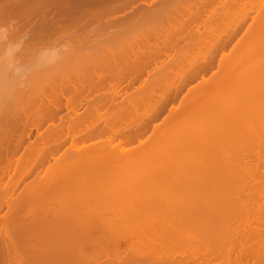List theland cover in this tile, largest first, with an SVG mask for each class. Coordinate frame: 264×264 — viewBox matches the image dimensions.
Masks as SVG:
<instances>
[{
	"label": "bare ground",
	"instance_id": "6f19581e",
	"mask_svg": "<svg viewBox=\"0 0 264 264\" xmlns=\"http://www.w3.org/2000/svg\"><path fill=\"white\" fill-rule=\"evenodd\" d=\"M25 1L28 0H0V22L9 20L8 23H10V19L12 20L16 17V22L13 23V25L10 24L11 26L8 25V28L11 29L12 27L11 32L15 38L21 37L19 34L25 28L29 29L30 26V23H28L29 20L25 23V20L20 18L21 20L19 21H21V23L22 19L24 21L22 25H24V23L26 25H20V28H18L17 26L20 23L17 22V18H19L17 15L23 13L30 16L33 12V18L27 15L31 22L34 16L40 11L41 13L43 11H36L38 10L36 8V10H33L34 8L24 9V5L27 3ZM35 1L37 2L38 0ZM183 1L185 2V0ZM261 1L260 10L254 11L256 16L252 18V22L242 35V39L245 38L246 40L245 43L238 40L239 43L243 42V46L240 44L241 47L236 43L239 47V55H236V51H233L236 46L234 45L232 47L233 50L231 49L233 54L230 53L228 57L223 55V59L221 58L223 64L221 60H219V72H215L208 80L204 79V68L205 70L207 68L205 63L207 62L208 69L211 64L208 59L213 60V63H215L214 61L216 59L212 58L218 54V50H221V47H223L224 51V47L232 42L236 32L239 31L237 29L239 27L242 28V26L247 23L246 20L250 17H246L249 14L246 13V10L244 11L243 20L239 22L240 24L237 28L235 26L234 29L228 31L227 37L224 35L225 38L222 39L223 36L220 37L219 35L218 37L220 38H214L216 39L214 42L218 40L215 45L221 40L224 44H222L221 41L220 43L222 46L218 44L219 46H217L219 49L217 48L218 50L215 51L212 47L214 54L211 53L210 56L213 57L208 58L206 54L207 60H205V63L203 61V66L205 67H201L203 72H201L200 68H197V71L193 70V73L189 70L191 76L194 74L192 78L194 77L195 79L200 77L201 81L197 83L198 85L195 87L187 89L186 97L184 96L176 106L174 105L176 97H179L178 95L183 93L182 90L185 91L186 89L183 88V85L185 87L187 84L185 80L188 79V73L186 74L187 76L185 73H181L180 76L177 74L180 78L178 79L179 82L175 81L177 83L175 88L174 84L176 83L172 81L171 84L169 83V86L167 81V85L162 86L161 89L157 88L159 90L156 94L157 85L155 86V81L157 82V80L162 79V81H164V77L169 73L166 74L168 68H165L166 70L164 69L166 72L161 71L162 69H157V71L154 69L156 73L153 74L150 80L148 79V82L145 79L146 82L143 87H138L136 90L133 89L130 95L125 93L122 96L119 95L120 91L118 92V89H112L110 93L107 92V95L105 94L106 92L104 93L105 95H102L103 89H99L101 92L98 91V87H102V84L105 80H109V76L111 75L108 76L104 73V76L103 73L100 74L101 76L103 75L102 77H107V79L103 78V81H101L102 77L98 76L99 74L96 73V71L92 69L80 70L76 68L79 67V65L71 66L70 70L68 69L70 66H65L67 67L66 71L60 72L62 67H60V63V70H58V68L57 70L59 72L57 73L51 71L52 69H46L47 66L43 69L44 64L48 65V63H42L41 59H39L41 61H37V64L35 63V67H37L38 70V67L41 65L40 69H43V71L37 72L36 69L35 73L31 71V76L35 79L31 78L33 81H30L29 84H27V81L26 85L18 87V83H20L18 79L12 76V78L10 77L12 80H8L9 77L7 79L6 73L11 67V61L19 62V64L22 63L23 59L29 55V52L36 50L32 49L35 45L37 47L38 42L41 44L42 41L43 44L46 39L50 42L53 41L52 38L54 37H58V39L62 41L65 39L62 34L67 30L64 29L70 27L69 30H71L73 24L68 20L65 21L66 18L65 20L62 19V17L64 18V12L61 14L62 16L58 15V17L55 18V22L52 21L50 24H48V22H43L42 24L32 25V30L36 27L33 31L39 28L37 30L38 33H36V31L35 38L34 36H30L32 38H29L27 41H21V39L19 43L22 42V46H19L20 43L16 44L18 48L16 45L12 47L11 44H14L15 41L10 43L9 47H6L7 44L4 45V47H6V49L9 48L10 51L15 47L13 51H16V53L11 57H6L5 55L2 57L0 55L1 58L8 59H6L7 63L11 59L8 65H3L0 68V100L3 102H0V108L4 104L0 112V213L4 208L7 209L6 216H0V264H264V149L260 150V148H264V1ZM30 2L32 1H28V3ZM41 2L42 0L38 1L39 4ZM62 2L64 3L63 0ZM23 3L24 5L22 6ZM43 4H45V2H43ZM97 4L98 3H96V5ZM213 4L211 6H213ZM258 4L256 3L257 7ZM225 7L223 9H226ZM72 9L70 10L72 11ZM83 9L85 12L86 9ZM101 9L104 8L101 7ZM81 10L79 11L81 12ZM68 11L69 10L65 13ZM224 12H226V10ZM69 13L71 14V12ZM70 14L67 16L70 17ZM81 14H83V12L80 13V15ZM88 14L89 13H85L84 15ZM139 14L141 16L143 12ZM158 14L159 13H157V15ZM97 15L99 14L97 13ZM145 15H143V17H147V12ZM162 15L163 13L161 16ZM168 15L170 14L168 13ZM200 15L201 14H199V16ZM215 15L212 17L217 19ZM93 16L94 14L91 17ZM140 16H138L139 19ZM164 16H166V14ZM23 17L28 19L25 15ZM77 17L79 18L80 16ZM58 18L60 21L57 22ZM194 18H196V14ZM209 18L210 17H208V19ZM120 19L123 18L121 17ZM64 21L67 23H64ZM74 21L75 20L72 22L76 27L77 20L76 22ZM118 22L120 23V21ZM32 23L33 22H31V24ZM212 23V28L216 27L217 23L215 25L214 22ZM161 24H163V22ZM125 26L127 28L126 24ZM140 26L142 27L141 24ZM152 26L154 25L152 24ZM81 27H79V29L85 28H83V25H81ZM124 28V26L123 28L121 26V30ZM170 29L171 28H169V30ZM137 30H139V28H137ZM28 31L29 33L32 32L31 30ZM8 32L11 33L10 30H7V33ZM98 32L100 31H97V33ZM70 33L76 35L75 30ZM86 34L89 35V33ZM119 34L120 32L118 31V35ZM128 34L127 31V36ZM147 34H149V32ZM196 34H198V32ZM12 35L10 34V37ZM22 35L24 34L22 33ZM87 35L84 36L88 37ZM201 35L203 36V34ZM192 36L193 34H191L190 38H192ZM134 37L136 38V36ZM246 37H248V39H246ZM58 39L55 41L58 42ZM68 39H70V37ZM191 40L195 41L193 39H188L189 42ZM168 41L167 39V42ZM46 42L48 43V41ZM121 42L123 45L126 43L125 40ZM134 42L136 43L138 41ZM134 42L132 43L135 44ZM214 42L212 41V43H210L213 45ZM78 43H81V40ZM132 43L127 42V46L131 47ZM52 44H54V41ZM52 44L50 43V46H53ZM1 45L0 47H2ZM81 45L79 44V47L83 49ZM59 46L61 45L58 43V47ZM68 47L69 46H67L65 50H67ZM16 48L17 50H15ZM182 48L185 49L184 47ZM52 50L54 51V48ZM118 50L116 52H118ZM148 51L150 50L148 49ZM148 51L147 54L146 52L142 54H145V56L138 55V57H136L137 55L134 54L135 57L131 56L130 58L128 55V57H124L123 55L121 57L120 55L122 53L119 54V52V55L115 54L118 56L114 55L116 52H112V56L108 55L109 57L106 53L105 57L97 60L92 59L88 56L89 54L86 55L88 57H84L87 52L83 53L81 56L77 55V58L74 54L73 57H75L77 61L80 60V58L84 61H86L87 58L90 59V61L92 59L93 64L90 65V67H94L93 69L95 70H97V67H100L99 64L105 63L104 65H106L108 63L109 65L111 61L113 62L112 69H114V65L116 64L114 62H119L117 61L118 57H121L122 60L124 58L127 61L128 58L129 61L131 58H135L134 61L131 62L139 63L140 61V65L143 63L145 66V62H143L145 58L147 57L146 59H148L149 54H154L155 52L152 50L151 53H148ZM121 52L124 51L122 50ZM78 53L80 54V51ZM78 53L76 52V54ZM260 53L261 55H259ZM42 54L45 53L42 52ZM173 55L175 56L174 53ZM44 57L49 59L51 56L48 57L44 55ZM155 57L153 56V59ZM186 57L188 56L186 55ZM51 58L54 59L53 57ZM3 59L2 61L0 60L1 63L6 62L3 61ZM56 60L62 63L64 59L61 58V60ZM250 60L253 61V64L250 63ZM247 61L252 66L245 68L246 66L243 67V65L248 64ZM14 62L13 65H15ZM55 62L56 64H52L53 66L58 65V62L54 60V63ZM74 62L75 64L77 63L75 60ZM64 63L66 64L67 61ZM135 63L134 65H136ZM212 65L210 66L211 68H213ZM222 65H226L228 67L227 69L235 67L237 70L236 72L235 70L226 71L227 73L224 71L222 72ZM125 66L123 65V67ZM144 66L140 67L142 68ZM26 67H28V63ZM102 67L101 70L103 69ZM173 67L174 66H172V68ZM56 68L57 67H55L54 71H57ZM11 69H13V67ZM110 69L111 68H109V70ZM123 71H125V69ZM116 72L117 71H115V73ZM118 72L116 74H118ZM121 72L122 69L119 74H122ZM22 73L23 72H21V74ZM21 74L19 76L17 75L16 78L21 77ZM118 75L115 76V78L120 76ZM95 76L101 78H97L101 81V83H98L99 81L97 80V83L100 85L95 84ZM134 76L136 75L134 74ZM150 76L151 75H149V77ZM22 77L24 78L25 76ZM88 79L93 80L91 81V86L93 84L95 87H89V83L88 86L87 82L90 81ZM135 80L137 81V79ZM124 81L125 80H122V83ZM136 81L134 82L136 83ZM11 82H14L15 86H13ZM84 83L89 88L94 87L92 91L90 89L92 94L96 93V95H98L101 93V96L98 95L99 98L98 96H95V98L92 97L94 100L92 99V101L89 100L90 102H87L91 104L87 106L88 108L86 111L80 113L84 107L81 105L82 102L84 103V100H86L88 96H92V94H88L85 96L86 99H82L80 102V107L82 109L80 112H77L79 109V103L77 102L80 101L81 96L86 94L88 88L85 86L86 89L83 88V92V89H81L82 87H78V85H84ZM122 83L120 86H122ZM16 85L18 88H16ZM230 85L231 87H229ZM96 89L99 93L96 92ZM66 91H68V99L65 100L67 113L65 117H62L63 119L59 118L60 123L55 125L59 117L58 114H60L59 112L62 106L64 107V99L67 96H64V92ZM93 91L95 92L93 93ZM209 103L210 111L216 108L215 111L208 112L209 108H206V106H208ZM211 103L215 105L214 108L211 107ZM204 104H206V106L202 107L201 105ZM168 106H171L168 110V115L161 123L154 125L151 129V135L148 136L146 140L142 139V141L141 138L145 136L147 131H150L153 122L160 117V114L162 115V110L167 109ZM140 107L144 108V110L139 112L138 108ZM104 108L106 109L104 110ZM200 108L207 109V113L202 114L203 112H201L202 109ZM205 109L203 111H205ZM198 116H201L199 118L202 119L196 118ZM54 120L56 121L54 122ZM41 123L48 124L47 128L44 130L45 132L39 134V128L43 129V124L40 125ZM32 127L33 130L35 129L38 131L36 140L32 143L27 142L29 144L28 146L26 145L21 157L14 159L18 157L15 156L16 152L18 151L17 154H19L22 146L25 145L24 142L26 139H24V136L29 133L27 129H31ZM135 142L138 143L136 148H139V150L135 147L125 149L129 147L128 145H132V143L134 144ZM65 144L67 147L62 151V147L65 146ZM50 159L53 160L52 164L49 162ZM252 160H256L257 162L254 163ZM151 165H158V167H151ZM195 165H200V167H195ZM201 165L205 167H201ZM44 167H46V173L43 177H40L39 173ZM11 172L13 174L12 176H10ZM131 172L141 173L146 179L143 182L137 181V183L133 180L131 181V179L127 180L125 177H119V175L123 173L128 174ZM58 173H62V177H65L67 174L69 180L73 179L74 176L76 177L77 174H81L82 178L80 182V176L76 180L80 184H77V182L75 184H65L64 181H67L65 178H63V182L57 184V186H63L64 188L67 186L69 188L71 187L72 190L77 189L76 198L62 200L60 202L61 207H59V212L55 210L53 212L39 211L46 197L45 194H40V190L45 186V191L47 187L54 188V186H56L55 181L62 179L61 175H58ZM95 176H97V178L93 182ZM135 176H133L134 180ZM31 178L32 180L28 182L27 180ZM136 180H141V178ZM21 187L23 188L20 190ZM31 205L32 207L35 205L38 209L36 211L28 209ZM118 210H122L123 215L121 214L122 216L117 219L115 212L117 215ZM22 212H25V214L19 216ZM103 259H105V261H103Z\"/></svg>",
	"mask_w": 264,
	"mask_h": 264
},
{
	"label": "rangeland",
	"instance_id": "374dc122",
	"mask_svg": "<svg viewBox=\"0 0 264 264\" xmlns=\"http://www.w3.org/2000/svg\"><path fill=\"white\" fill-rule=\"evenodd\" d=\"M19 1V0H18ZM28 1H32V2H30V3H28ZM28 1H25V2H27L25 5H24V3L22 4V6L24 5V9L26 8H28V9H32V8H34L33 10H36V9H38V10H36V11H39V10H43L42 11V13H41V11L36 15V16H34V19L33 20H31V22H33L32 24H31V22H30V18L29 17H32L33 18V12H32V15L30 14V16L29 17H27V15L26 14H23V13H21L23 16L25 15V17H27L28 19H26V18H24L21 14H19V15H17V16H19V18H17L18 20H17V22H19L20 24L17 26L18 28H20L19 26L21 25V26H25L26 24V22H28V20H29V22L28 23H30V26H29V29H27V28H25L19 35H21V37H16L15 38V36L14 35H12V32H11V29H12V27H11V29L10 28H8V25H10V24H12L13 25V23H15L16 22V17H14V19H15V21H14V19H10V23H8L9 22V20H7L6 22L4 21H1L0 22V45L2 46V47H0V55L2 56V57H4L3 55H5L6 57H11V56H14V54L16 53V51H13L14 50V48H13V50L12 51H10V49L8 48V49H6V47H9V44L10 43H12L13 41H15L14 42V44L12 45L11 44V46L13 47L14 45H16V44H20L19 46H22V42H20L19 43V41L21 40V41H27L29 38H32L33 36H34V38H35V34L36 33H38V29L39 28H37L35 31H33L31 28H32V25H37V24H42L43 22L44 23H46V22H48V24H50V23H52V21H56V17H58V15H61V14H63V12H64V18L62 17V19H64L65 20V18H66V20L65 21H70L73 25H72V27L73 28H71V30H69L70 29V27H68V29L66 28V29H64V30H67V31H64V34H62V36H64V42L62 41V40H59L58 39V37L56 38V37H54V38H52L53 39V41H54V44H52L53 43V41H50L49 42V40H47L46 39V41H48V43H49V45H48V43L46 42V41H44V43H47V44H42V41H41V44H39V42H38V44H37V47H36V45H35V47L32 49V50H34V49H36V50H34L33 52H34V55H33V52H29V57L28 56H26L25 57V59H23V62L22 63H20L19 64V62H14V64L15 65H13V62L11 61V59L8 61V63L10 62L11 64H10V69H9V71L6 73V76H7V79H8V77H9V79L8 80H10L11 78H12V76L15 78V79H18V82H20V83H18L17 85H18V87H23L24 85H26V83H27V81H28V83L27 84H29L30 83V81L32 82L33 80V78L34 77H32L31 76V71H32V73L34 72H36L35 71V69L37 70V67H35L36 66V64H37V61L39 62V61H41L42 60V63H48V65H45L44 64V66H43V69H45V67H46V69H49V70H51V71H53V72H59L58 70H60V68H59V63H60V67H61V70H60V72H63V71H66V69H67V67L68 66H70L68 69L70 70V68H71V66H78L79 65V67H76V68H79L80 70H87V69H92L93 71H96V73H98L99 75L98 76H101L100 74H102L103 73V75H104V73L105 74H107L108 76L109 75H111V76H113V77H111V76H109V80H105V79H107V77L105 78V77H102V80L101 81H103V78H105L104 80H105V82L102 84V87H98V91H99V89H103V94L102 95H107V92L108 93H110L111 91H112V89H118V92H119V95H123V94H125V93H127V95L129 94H131L132 92H133V89H135L136 90V88H140V87H143L145 84V82H146V80H147V82H148V79L150 80V78L153 76V74L154 73H156L155 72V70L154 69H156V71H157V69H162L161 71H165L167 68H168V70H166L165 72H166V76L164 77V81H162V80H157V82L155 81V86L157 85V86H159V87H157L156 86V89L157 88H160L161 89V87L162 86H165V85H167L166 83H167V81H168V85L170 86V84L172 83V81H173V83H176L175 81H177V82H179L178 81V79L180 78V77H178L177 76V74H179V76H180V74L181 73H185V75L188 73V79H186L185 80V82L187 83L186 85H185V87H184V85H183V88L185 89V91H183L182 90V94H180V95H178L179 97H176V99H175V106L178 104V102L180 101V100H182V98L185 96L186 97V94H187V89H189V88H192V87H195L196 85H198L197 83H200V81H201V79H200V77H198V78H195L194 79V77L192 78V76L194 75H192L191 76V74H190V72H189V70H191L192 72L191 73H193L194 71L193 70H196L197 68H200V70H201V67L203 66V61H204V63L206 62L205 60H207V57L209 58H211V57H213V56H210V54L211 53H213L214 54V51L215 50H218L219 48H218V46L219 45H221L222 46V44H224V42L222 41V44L220 43L221 41H219L218 42V46L217 45H215L216 44V42L218 41H216V42H214V40H216L217 38H220V37H222V39H224L225 37H227V33H228V31L230 30V29H234L235 28V26H236V28H237V26L240 24L239 22L241 21V20H243V17H244V11L246 10L247 12L246 13H249L246 17L247 18H249L248 20H246V22L247 23H245L243 26H242V28H238L237 30H239L238 32H236V34H235V36L233 37V39H232V42H230L229 44H228V46H225L224 47V51H223V47H221L220 49L221 50H218V54H216L215 55V57L214 58H212V59H216L214 62L215 63H213V60H211V59H208V60H210V65H209V69H208V66H207V62L205 63L206 65V70H205V68H204V71L205 72H203V69L201 70V72H203V74H204V79L206 80H208V79H210V77L215 73V72H217L218 71V64H220V62H219V60H221V58H222V56L224 55V56H226V57H228V55H230V53L231 54H233V52H231L233 49H232V47L234 46V45H236V43H238V46H240V44L243 46V42L245 43V38H243L242 39V35L245 33V31H246V28L250 25V23L252 22V18L254 17V16H256V13H254V11L255 10H260V6H261V3L260 2H262L261 0H217V1H215V0H212V1H208V0H185V2L183 1V0H164V1H162V0H147V2H146V0H141V1H139V0H129V2H128V0L127 1H125V0H63L64 1V3L62 2V0H42V2L39 4L38 3V1L36 2L35 0H28ZM36 3H35V2ZM59 1H61V2H59ZM97 1V2H96ZM99 1V2H98ZM101 1V2H100ZM130 1H131V3H130ZM176 1V2H175ZM178 1H179V3H178ZM181 1V2H180ZM190 1V2H189ZM195 1H197V2H195ZM201 3H200V2ZM204 1V2H203ZM264 1V0H263ZM43 2H45V4H43ZM50 2V3H49ZM98 3L97 5H96V3ZM117 2V3H116ZM126 2H127V4H126ZM138 2V3H137ZM145 2V3H144ZM157 2V3H156ZM168 2V3H167ZM174 2V3H173ZM223 2V3H222ZM258 2H259V4H258ZM61 3V4H60ZM74 3V4H73ZM94 3V4H93ZM125 3V4H124ZM177 3V4H176ZM203 3V4H202ZM214 3V4H213ZM222 3V4H221ZM256 3L258 4V7L256 6ZM69 4V5H68ZM124 4V5H123ZM130 4V5H129ZM146 4V5H145ZM150 4V5H149ZM195 6H194V5ZM198 4H199V6H198ZM213 4V6H211ZM28 5H30V6H28ZM76 5V6H75ZM79 5V6H78ZM91 5H93V6H91ZM123 5V6H122ZM144 5V6H143ZM183 5V6H182ZM201 5H203V6H201ZM221 5H224V6H221ZM231 5H232V7H231ZM235 5V6H234ZM248 5V6H247ZM73 6V7H72ZM82 6V7H81ZM103 7L104 9H101V7ZM143 6V7H142ZM176 6V7H175ZM191 6V7H190ZM202 8H201V7ZM226 6V7H225ZM247 6V7H246ZM254 6V7H253ZM21 7V6H20ZM100 7V8H99ZM135 7H136V10H135ZM141 7H142V9H141ZM196 7V8H195ZM199 7V8H198ZM215 7V8H214ZM226 8V9H223V8ZM230 9H229V8ZM246 7V8H245ZM253 7V8H252ZM36 8V9H35ZM73 8V9H72ZM83 8H85L86 10H85V12H84V9ZM160 10H159V9ZM174 8H175V10H174ZM181 8H183V9H181ZM189 8H190V10H189ZM245 8V9H244ZM70 9H72V11L70 10ZM82 9V10H81ZM95 9V10H94ZM132 9V10H131ZM158 9V10H157ZM165 9V10H164ZM172 9V10H171ZM195 9H197V10H195ZM203 10V12H202V10ZM216 9H219V10H216ZM221 9V10H220ZM228 9V10H227ZM45 10V11H44ZM64 10V11H63ZM67 10H69L67 13H65ZM79 10H81V12L79 11ZM93 10V11H92ZM100 10V11H99ZM127 10V11H126ZM143 10H145L146 12H147V17H145L146 15V12L145 11H143ZM171 10V11H170ZM182 10V11H181ZM186 10H188V11H186ZM194 10H195V12H194ZM205 10V11H204ZM226 10V12H224V11ZM242 10H243V12H242ZM73 11H75V12H73ZM77 11V12H76ZM87 11H89V12H87ZM93 13H92V12ZM97 11V12H96ZM111 11H112V13H111ZM117 13H116V12ZM138 11V12H137ZM154 11V12H153ZM169 11V12H168ZM176 11V12H175ZM230 11V12H229ZM45 12V13H44ZM50 12V13H49ZM69 12H71V14L69 13ZM83 12V14H81L80 15V13H82ZM100 12H103V13H100ZM131 12V13H130ZM143 12V15H145L144 17H143V15H141L140 16V14L139 13H142ZM166 12V13H165ZM197 12V13H196ZM207 12V13H206ZM209 12V13H208ZM222 12V13H221ZM227 12H229V13H227ZM236 12V13H235ZM256 12V11H255ZM44 13V14H43ZM75 13V14H74ZM87 14V13H91L90 14V17H89V14L88 15H84V14ZM97 13L99 14V15H97ZM111 15H110V14ZM145 13V14H144ZM157 13H159L160 14V16H159V14L157 15ZM163 13V15L161 16V14ZM168 13L171 15V13H172V15L170 16V15H168ZM179 13V14H178ZM182 13V14H181ZM196 14V18H194L195 17V14ZM201 14L200 16H201V18H200V16H199V14ZM213 13V14H212ZM226 13V14H225ZM36 14V13H35ZM49 14V15H48ZM70 14V17L69 16H67V15H69ZM74 14V15H73ZM78 14V15H77ZM94 14V16L93 17H91L92 15ZM100 14H101V16H100ZM130 14V15H129ZM139 14V15H138ZM166 14V16H164ZM194 15V16H192V15ZM206 14V15H205ZM212 14V15H211ZM216 14V15H215ZM223 14V15H222ZM136 15V16H135ZM151 15V16H150ZM153 15V16H152ZM179 15V16H178ZM216 16V18L217 19H215V17H212V16ZM243 15V16H242ZM62 16V15H61ZM66 16V17H65ZM77 16H80L79 18L77 17ZM81 16H82V18H81ZM86 16V17H85ZM87 16H88V18H87ZM133 16H134V18H133ZM138 16H140V19H139V17ZM150 16V17H149ZM155 16H157V17H155ZM173 16V17H172ZM199 16V17H198ZM203 16V17H202ZM84 17V18H83ZM101 17V18H100ZM123 18V19H120V18ZM124 17H125V19H124ZM132 17V18H131ZM149 17V18H148ZM183 17V18H182ZM208 17H210L209 19H208ZM238 17H239V19H238ZM242 17V18H241ZM20 18H23L24 20H25V23H24V25H22V23L24 22L23 21V19H22V23H21V21H19V20H21ZM61 18V17H60ZM78 18V19H77ZM81 18V19H80ZM93 18V19H92ZM96 18V19H95ZM114 18V19H113ZM117 18H118V20H117ZM163 18V19H162ZM169 18V19H168ZM176 18V19H175ZM187 18V19H186ZM55 19V20H54ZM92 19V20H91ZM95 19V20H94ZM110 19V20H109ZM151 19V20H150ZM203 19H204V21H203ZM208 19V20H207ZM235 19V20H234ZM27 20V21H26ZM46 20V21H45ZM73 20H75L74 22H76V20H77V22H76V27L74 26V23L72 22ZM97 20V21H96ZM116 20V21H115ZM124 20H125V22H124ZM129 20H130V22H129ZM133 20H135V21H133ZM154 20H156V21H154ZM188 22H187V21ZM189 20H190V22H189ZM193 20V21H192ZM219 20H220V22H219ZM231 20V21H230ZM58 21H60L59 20V18H58V20H57V22ZM64 21V23H67V22H65ZM108 21H110V22H108ZM118 21H120V23L118 22ZM163 22V24H161V23H158V22ZM185 21V22H184ZM207 21V22H206ZM209 21V22H208ZM218 21V22H217ZM227 21V22H226ZM230 21V22H229ZM3 22V23H2ZM142 22V23H141ZM156 24H155V23ZM168 22V23H167ZM173 22V23H172ZM205 22V23H204ZM212 22H214V25L216 24V27H213L212 28ZM226 22V23H225ZM3 25H2V24ZM27 23V24H28ZM102 23V24H101ZM104 23V24H103ZM124 25H123V24ZM137 23V24H136ZM186 23V24H185ZM193 23V24H192ZM212 23V24H211ZM68 24H70V23H68ZM79 24V25H78ZM117 24V25H116ZM118 24H119V26H118ZM125 24L127 25V28H126V26H125ZM129 24V25H128ZM131 24V25H130ZM140 24L142 25V27L140 26ZM152 24L154 25V26H152ZM188 24H190V25H188ZM228 24V25H227ZM5 25V26H4ZM45 25V24H44ZM81 25H83V28L85 27V26H87V27H85L84 29H79V27H81ZM101 25V26H100ZM133 25V26H132ZM145 25V26H144ZM180 25V26H179ZM195 25V26H194ZM203 25V26H202ZM5 28H4V27ZM11 26V25H10ZM106 26H107V28H106ZM121 26H122V28H123V26L125 27L123 30H121ZM136 26H137V28H139V30H137V28H136ZM149 26V27H148ZM169 26V27H168ZM175 26V27H174ZM228 26V27H227ZM92 27V28H91ZM94 27V28H93ZM129 27V28H128ZM130 27H132V28H130ZM154 27V28H153ZM166 27V28H165ZM174 27V28H173ZM176 27H178V28H176ZM193 27V28H192ZM200 27V28H199ZM205 27V28H204ZM209 27V28H208ZM5 30H4V29ZM6 28H8V29H6ZM23 28V27H22ZM21 28V29H22ZM75 28V29H74ZM82 28V27H81ZM105 28V29H104ZM141 28V29H140ZM142 28H143V30H142ZM169 28H171L170 30H169ZM219 28V29H218ZM223 28V29H222ZM21 29H19V30H21ZM42 29V28H41ZM107 29H108V31H107ZM118 29V30H117ZM147 29V30H146ZM214 29V30H213ZM7 30L9 31L10 30V32L11 33H7ZM28 30H31L30 32L31 33H29V31ZM69 30V31H68ZM76 31V35L75 34H71L70 32H72V31ZM79 30H81V31H79ZM83 30H85V31H88V32H85V31H83ZM90 30V31H89ZM104 30V31H103ZM106 30V31H105ZM142 30V31H141ZM169 30V31H168ZM172 30H173V32H172ZM4 31H5V33H4ZM25 31H27V32H25ZM37 31V32H36ZM39 31H41V30H39ZM78 31V32H77ZM93 31V32H92ZM97 31H100V32H98L97 33ZM103 31V32H102ZM111 31V32H110ZM118 31L120 32V34L118 35ZM121 31H122V33H121ZM125 31H126V33H125ZM127 31H128V36H127ZM131 31V32H130ZM145 31V32H144ZM149 32V34H150V36H149V34H147L148 32ZM154 31V32H153ZM185 31V32H184ZM220 31V32H219ZM36 32V33H35ZM66 32V33H65ZM85 32V33H84ZM91 32V33H90ZM104 32H106V33H104ZM123 32H124V34H123ZM137 32V33H136ZM175 32V33H174ZM177 32V33H176ZM189 32V33H188ZM191 32V33H190ZM198 32V34H196ZM203 32V33H202ZM242 32V33H241ZM22 33L24 34V35H22ZM27 33V34H26ZM32 33H33V35H32ZM86 33H89V35H87ZM94 33V34H93ZM97 33V34H96ZM133 33V34H132ZM135 33H136V35H135ZM147 35H146V34ZM155 33V34H154ZM172 33H174V34H172ZM205 33H206V36H205ZM209 33H212V34H209ZM223 33V34H222ZM9 34V35H8ZM10 34L12 35L11 37H10ZM91 34H93V35H91ZM100 34V35H99ZM109 34H110V36H109ZM132 34V35H131ZM158 34V35H157ZM167 34V35H166ZM191 34H193V36H192V38H190V36H191ZM201 34H203V36L201 35ZM3 35V36H2ZM69 35V36H68ZM83 35V36H82ZM84 35H87L88 37H86V36H84ZM98 37H97V36ZM104 37H103V36ZM108 35V36H107ZM121 35V36H120ZM131 35V36H130ZM139 35V36H138ZM145 35V36H144ZM169 35V36H168ZM220 35V37H218ZM224 35H226L225 37H224ZM1 36H2V38H1ZM8 36V37H7ZM26 36V37H25ZM28 36V37H27ZM30 36H32V37H30ZM61 36V35H60ZM66 36V37H65ZM68 36V37H67ZM126 36V37H125ZM134 36H136V38L134 37ZM140 36H141V38H140ZM149 36V37H148ZM210 36H213V37H210ZM216 36V37H215ZM249 36V35H248ZM6 37H7V40H6ZM14 39H13V38ZM70 37V39H68ZM108 37V38H107ZM112 37V38H111ZM131 37V38H130ZM134 37V38H133ZM148 37V38H147ZM158 37V38H157ZM189 37V38H188ZM207 37H208V39H207ZM241 37V38H240ZM8 38H9V41H8ZM50 38V37H49ZM74 38V39H73ZM82 38V39H81ZM104 38V39H103ZM114 38V39H113ZM126 38V39H125ZM145 38H146V40H145ZM151 38V39H150ZM156 38V39H155ZM175 38V39H174ZM195 38V39H194ZM213 38V39H212ZM214 38H216V39H214ZM237 38V39H236ZM13 39V40H12ZM51 39V38H50ZM51 39V40H52ZM58 39V42H56L55 40H57ZM78 41V42H80V40H81V43H78L76 40ZM100 39V40H99ZM109 39V40H108ZM136 39V40H135ZM149 39V40H148ZM155 39V40H154ZM167 39L169 40L168 42H167ZM188 39L190 40V39H193V40H195V41H188ZM246 39H248V37H246ZM4 41V42H2V41ZM69 40V41H68ZM87 40V41H86ZM122 40H125V44L123 45V43H124V41H123V43L121 42ZM140 40V41H139ZM183 40V41H182ZM198 40V41H197ZM202 40V41H201ZM206 40V41H205ZM220 40V39H219ZM234 40V41H233ZM243 41V42H240L239 43V41ZM8 41V42H7ZM18 41V42H17ZM67 41V42H66ZM73 41H75V42H73ZM88 41H90V42H88ZM111 41V42H110ZM116 41V42H115ZM134 41H138V42H140V43H138V42H134ZM174 41V42H173ZM175 41H177V42H175ZM180 41V42H179ZM187 41H188V43H187ZM212 41L214 42L213 43V45L211 44L212 43ZM7 42V43H6ZM84 42H86V43H84ZM101 42V43H100ZM106 42V43H105ZM114 42V43H113ZM120 42V43H119ZM127 42H129V43H132V42H134L135 44H131L132 46L131 47H129V46H127ZM144 42V43H143ZM150 42V43H149ZM159 42V43H158ZM171 42V43H170ZM206 42H207V44H206ZM211 42V43H210ZM50 43L53 45V46H50ZM58 43H59V45H61V46H59L58 47ZM71 43V44H70ZM75 43V44H74ZM78 43V44H77ZM90 43V44H89ZM110 43V44H109ZM141 43H142V45H141ZM145 43H146V45H145ZM176 43V44H175ZM187 43V44H186ZM193 43V44H192ZM7 44V45H6ZM77 44V45H76ZM79 44L81 45V44H85V45H81V46H83V49H82V47H79ZM99 44V45H98ZM107 44V45H106ZM121 46H120V45ZM137 44H138V46H137ZM172 44V45H171ZM173 44H175V45H173ZM178 44V45H177ZM190 44V45H189ZM211 44V45H210ZM4 45H6V47H4ZM73 45V46H72ZM76 45V46H75ZM108 45H109V47H108ZM112 45V46H111ZM129 45V44H128ZM134 45H136V46H134ZM160 45V46H159ZM188 45V46H187ZM192 45V46H191ZM63 46V47H62ZM67 46H69L68 48H67V50H69V51H67V50H65L66 49V47ZM72 46V47H71ZM77 46H78V48H77ZM91 46V47H90ZM95 46H96V48H95ZM100 46H101V48H100ZM103 46V47H102ZM105 46V47H104ZM140 46V47H139ZM147 46V47H146ZM179 46V47H178ZM187 46V47H186ZM237 45L235 46V48H234V52H235V54L236 55H239V47H238ZM16 47H17V45H16ZM45 47V48H44ZM49 47V48H48ZM51 47H52V49L54 48V51L51 49ZM55 47H56V49H55ZM71 47V48H70ZM109 49H108V48ZM118 47V48H117ZM123 47V48H122ZM130 49H129V48ZM134 47H135V49H134ZM144 47V48H143ZM149 47V48H148ZM154 49H153V48ZM175 47H177V48H175ZM182 47H184L185 49H183ZM194 47H196V48H194ZM204 47V48H203ZM206 47V48H205ZM212 47L214 48V51H212L213 49H212ZM216 47V48H215ZM229 47V48H228ZM241 47V46H240ZM18 48V47H17ZM17 48L15 49V50H17ZM59 50H58V49ZM64 48V49H63ZM81 48V49H80ZM99 48V49H98ZM107 48V49H106ZM112 48V49H111ZM162 48V49H161ZM175 48V49H174ZM186 48H187V50H186ZM190 48V49H189ZM201 48V49H200ZM218 48V49H217ZM49 51H48V50ZM51 49V50H50ZM63 49V50H62ZM111 49V50H110ZM119 49V50H118ZM139 51H138V50ZM144 49V50H143ZM148 49L150 50V51H148ZM156 49H158V50H156ZM159 49H161V50H159ZM189 49V50H188ZM207 49V50H206ZM232 49V50H231ZM43 50V51H42ZM58 50V51H57ZM87 50V51H86ZM105 50V51H104ZM108 50V51H107ZM110 50V51H109ZM113 50H115V51H113ZM118 50V52H119V54L120 53H122L120 56L122 57V55L124 56V57H126L127 55L129 56V58L132 56V57H135V55H137L136 57H138V55L139 56H141L143 53H145L146 52V54H147V51H148V53H151V51L152 50H154L155 52H154V54H149V57H148V59H146L145 57H143V58H145V60L143 61V62H145V66H144V64L143 63H141L142 65H140V61H139V63H135V62H131V61H134V59L135 58H131L130 59V61H129V58H128V61L127 60H125L124 58H123V60H122V58L121 57H118V59H117V61H119L118 63L117 62H114V63H116L115 65H114V69H112L113 68V62H111L110 61V63L111 64H109L108 65V63L106 64V65H104L103 63H101V64H99L100 65V67L98 68L97 67V70H95V69H93V68H91L90 67V65H92L93 64V60L92 59H95V60H97V59H99V58H103V57H105L106 56V53H107V56L108 55H111L112 56V52H116ZM123 50L124 52H121V51ZM143 50V51H142ZM147 50V51H146ZM166 50V51H165ZM6 51V52H5ZM40 51V52H39ZM45 51V52H44ZM50 51H52V52H50ZM62 51H63V53H62ZM75 51V52H74ZM80 51V54L78 53ZM89 51H91V52H89ZM133 51V52H132ZM135 51H136V53H135ZM163 51V52H162ZM176 51H177V54H176ZM190 51V52H189ZM211 51V52H210ZM42 52L43 53H45V54H42ZM71 52H72V54H71ZM74 52V53H73ZM76 52L78 53V54H76ZM82 52V53H81ZM85 52H87V53H85ZM111 52V53H110ZM118 52H116V53H114V55L115 54H118ZM158 52H160V53H158ZM187 52V53H186ZM189 52V53H188ZM196 52H198V53H196ZM202 52V53H201ZM36 53V54H35ZM83 53H85V55H84V57L87 55V54H89L88 56H90L92 59H91V61H90V59H86V61H84V60H82L81 58H80V60H76V58H77V55H79V56H81ZM109 53V54H108ZM133 53V54H132ZM155 53H157V54H155ZM173 53L175 54V56L173 55ZM184 53V54H183ZM224 53V54H223ZM54 54V55H53ZM63 54V55H62ZM70 54V55H69ZM74 54L76 55V58L75 57H73L74 56ZM118 54V55H119ZM125 54V55H124ZM135 54V55H134ZM165 54V55H164ZM170 54V55H169ZM195 54H196V57H195ZM199 54H200V56H199ZM206 54L208 55L207 57H206ZM234 54V55H235ZM44 55H47L48 57H53L54 59H52L51 57L49 58V59H47L46 57H44ZM94 55V56H93ZM118 55H115V56H118ZM152 57H151V56ZM186 55L188 56V57H186ZM205 55V56H204ZM218 55V56H217ZM259 55H261V53L259 54ZM33 56V57H32ZM63 56V57H62ZM88 56H86V57H88ZM127 56V57H128ZM142 56H145V54L144 55H142ZM153 56L155 57V56H158V57H155L154 59H153ZM164 56V57H163ZM182 56H183V58H182ZM190 56V57H189ZM32 57V58H31ZM37 57V58H36ZM41 57V58H40ZM63 58L64 60H63V62L61 63L59 60H56V59H60L61 60V58ZM68 57V58H67ZM89 57V58H90ZM98 57V58H97ZM109 57V56H108ZM151 57V58H150ZM184 57H185V59H184ZM199 57H200V59H199ZM206 57V58H205ZM43 58V59H42ZM83 58V57H82ZM169 58V59H168ZM170 58H172V59H170ZM181 58V59H180ZM194 58H195V60H194ZM2 59L3 58H1L0 57V60L2 61ZM7 59V58H6ZM6 59H3V61H6ZM29 59V60H28ZM32 59V60H31ZM39 59H41V60H39ZM77 62L76 64H75V62H74V60ZM85 59V58H84ZM153 59V60H152ZM187 59V60H186ZM223 59V58H222ZM8 60V59H7ZM14 60V59H13ZM54 60L55 61H57L58 62V65L57 66H53L52 64H56V62L54 63ZM125 60V61H124ZM160 60V61H159ZM169 60V61H168ZM174 60H176V61H174ZM182 60V61H181ZM193 60H194V62H193ZM260 60V59H259ZM65 61H67V65L64 63ZM113 61V60H112ZM116 61V60H115ZM124 61V62H123ZM141 61V62H142ZM184 61V62H183ZM212 61V62H211ZM252 60H250V63L251 64H253V61L251 62ZM33 62V63H32ZM82 62H84V63H82ZM90 62V63H89ZM151 62V63H150ZM156 62V63H155ZM161 62H162V64H161ZM167 62H169V63H167ZM177 62V63H176ZM257 62H259V61H257ZM1 63V62H0ZM5 63V64H4ZM4 63H1V65H0V68H1V66H3V65H8V63H7V61L6 62H4ZM7 63V64H6ZM27 63H28V67H26V65H27ZM36 63V64H35ZM124 63V64H123ZM134 63L136 64V65H134ZM146 63H148L149 64V67H148V64H146ZM167 63V64H166ZM179 63V64H178ZM201 63V64H200ZM221 63L223 64V62H222V60H221ZM247 63L249 64V62L247 61ZM261 63V62H260ZM260 63H258V64H260ZM20 66H19V65ZM24 64H25V66H24ZM69 64H71V65H69ZM81 64V65H80ZM103 64V65H102ZM128 64V65H127ZM140 65V66H144V67H140V66H138V65ZM156 64V65H155ZM178 64V65H177ZM181 64V65H180ZM187 64H189V65H187ZM209 64V63H208ZM213 64V65H212ZM215 64V65H214ZM246 64V65H243V67L244 66H246L245 68H247V67H249V66H252L251 64ZM50 65H52L51 67H49ZM84 65V66H83ZM111 65H112V67H111ZM119 65V66H118ZM123 65L125 66V67H123ZM132 65V66H131ZM147 65V66H146ZM164 65H165V67H164ZM196 65V66H195ZM213 66V68H211L210 66ZM256 65V64H255ZM262 65V64H261ZM260 65V66H261ZM17 66V67H16ZM39 66V65H38ZM65 66H67V67H65ZM89 66V67H88ZM103 66V67H102ZM104 66H105V69H104ZM122 66V67H121ZM136 66H137V68H136ZM172 66H174L173 68H172ZM178 66V67H177ZM194 66V67H193ZM205 66H203V67H205ZM226 65H222L221 66V71L223 72H226V71H233V70H235V72H236V68L235 67H232V68H230V69H227L228 67L226 66ZM13 67V69H11ZM20 67V68H19ZM30 67H31V69H33V70H31L30 69ZM55 67H57L56 68V70L57 71H54L55 70ZM101 67L103 68L102 70H101ZM118 67V68H117ZM132 67V68H131ZM135 67V68H134ZM138 67H139V69H138ZM148 67V68H147ZM202 67V68H203ZM258 67H259V65H258ZM3 68V67H2ZM16 68V69H15ZM41 68V65H40V67H38V70H37V72H41V71H43V69H40ZM64 68V69H63ZM107 68H108V70H107ZM109 68H111L110 70H109ZM125 69V71H123L124 69ZM144 68H146V69H144ZM166 68V69H165ZM226 68V69H225ZM235 68V69H234ZM238 68H239V66H238ZM40 69V70H39ZM63 69V70H62ZM74 69V68H73ZM78 69V70H79ZM121 69H122V74H119V72L121 71ZM131 69V70H130ZM141 69H143V70H141ZM165 69V70H164ZM184 69V70H183ZM232 69V70H231ZM1 70H3V69H1ZM72 70V69H71ZM79 70V71H80ZM127 70V71H126ZM181 70H182V72H181ZM16 71V72H15ZM106 71V72H105ZM115 71H119L118 72V74L120 75H118V74H116L115 73ZM160 71V70H159ZM158 71V72H159ZM197 71V70H196ZM21 72H23L22 74H21ZM30 72V73H29ZM100 72V73H99ZM113 72V73H112ZM125 73V75H124V73ZM133 72H135V73H133ZM173 72V73H172ZM209 72V73H208ZM219 72V71H218ZM12 73V74H11ZM13 73H15V74H13ZM25 73V74H24ZM140 73V74H139ZM145 73V74H144ZM174 73H176V74H174ZM227 73V72H226ZM231 73V72H230ZM9 76H8V75ZM21 74V77H19V78H16L17 77V75L19 76ZM24 74V75H23ZM115 74V75H114ZM134 74L136 75V76H134ZM189 74H190V76H189ZM119 76L118 78H115V76ZM142 75V76H141ZM149 75H151L150 77H149ZM207 77H206V76ZM22 76H25L24 78L22 77ZM34 76V75H33ZM105 76V75H104ZM122 76V77H121ZM176 76H177V78H176ZM187 76V75H186ZM11 77V78H10ZM120 77H121V79H120ZM135 77V78H134ZM140 77V78H139ZM149 77V78H148ZM32 78V79H31ZM96 80L94 81L95 82V84L96 85H100V84H98V83H101V81L100 80H98V79H101V78H99V77H94ZM94 78H92V79H94ZM98 78V79H97ZM115 78V79H114ZM133 78V79H132ZM174 78V79H173ZM35 79V78H34ZM127 79V80H126ZM135 79H137V81L135 80ZM146 79V80H145ZM12 80V79H11ZM10 80V81H11ZM88 80H90V79H88ZM87 80V81H88ZM99 82H98V81ZM115 80V81H114ZM122 80H125L123 83H122ZM145 80V81H144ZM24 81H26V82H24ZM91 81H93V80H90V81H88L87 82V84L89 83L90 84V86H89V84H88V86L89 87H92V86H94L93 84H92V86H91ZM112 81V82H111ZM119 81V82H118ZM121 81V82H120ZM130 81H131V83H130ZM133 81V82H132ZM134 81H136V83L134 82ZM144 81V82H143ZM98 82V83H97ZM110 82V83H109ZM117 82V83H116ZM185 82H184V84H185ZM93 83V82H92ZM121 83H122V86H120L121 85ZM133 83V84H132ZM170 83V84H169ZM192 83V84H191ZM11 84L13 85V86H15V84H14V82H11ZM188 84H189V86H188ZM17 85H16V88H18L17 87ZM176 85H177V83L176 84H174V88L176 87ZM232 85V84H231ZM231 85L229 86V87H231ZM82 87L81 89H86V87H88L85 83H84V85L82 84V85H78V87ZM86 86V87H85ZM120 86V87H119ZM154 86V87H155ZM226 86H228V85H226ZM87 88V92H86V94L85 95H83V96H81V98H80V101L79 102H77V103H79V109L77 110V112L79 111H81V107H80V102L82 101V99H86V97L85 96H87L88 94L90 95V94H92V89L95 87H93V88ZM113 87V88H112ZM224 88H225V86H224ZM84 89H83V92H84ZM90 89H91V91H90ZM126 89H127V92H126ZM104 90H106V91H104ZM110 90V91H109ZM123 90V91H122ZM158 90L159 89H157V91H156V94H157V92H158ZM224 90V89H223ZM91 93H90V92ZM129 91V92H128ZM95 91H93V93H94ZM96 92H97V89H96ZM99 92H101V91H99ZM99 92H97V93H99ZM106 92V93H105ZM124 92V93H123ZM226 92V91H225ZM105 93V94H104ZM121 93V94H120ZM221 93H222V90H221ZM224 93V92H223ZM101 93H99L98 95H100ZM67 95V96H66ZM98 95H96V93H94V94H92V96H88L87 97V99L86 100H84V103L82 102V106H84L83 107V109H82V111L80 112V113H82V112H84V111H86V109L88 108L87 106L89 105V104H91V103H87V102H90V101H92V97H94L95 98V96H98ZM64 96H66V98L64 99V107L62 106V109H61V111L59 112L60 114H58L59 115V117L57 118V121L56 120H54V122H55V125H58V123H60L59 122V118H62V117H65L66 116V107H65V104H66V99H68V91H66V92H64ZM101 96V95H100ZM90 97V98H89ZM98 98H99V96H98ZM102 98V97H101ZM97 99V98H96ZM70 100V99H69ZM90 100V101H89ZM94 100V99H93ZM98 100H100V99H98ZM71 101V100H70ZM95 101H97V100H95ZM94 101V102H95ZM101 101V100H100ZM213 101V100H212ZM0 102L1 103H3L1 100H0ZM214 102V101H213ZM93 103V102H92ZM83 104H85V105H83ZM215 104V103H214ZM3 106H4V104H3ZM3 106H1V108H0V112L2 111V107ZM202 107L203 106H206V104H204V105H201ZM210 103L208 104V106H206V108L208 107L209 108V110H208V112L210 111ZM211 107L212 108H214L215 107V105H213L212 103H211ZM61 108V107H60ZM107 108V107H106ZM106 108H104V110L106 109ZM142 107H140V108H138L139 109V112L140 111H143L144 110V108H142ZM171 108V106H168V108L167 109H164V110H166V111H164V110H162V115L160 114L159 116V118H157V120H155L154 122H153V125L151 126V128H150V131L148 132L147 131V133L145 134V136L144 137H142L141 138V140L143 139V140H146V138L148 137V136H150L151 135V129H152V127H154V125H158L159 123H161V121L168 115V110ZM200 109H202L201 110V112H203L202 114H204V113H207V109H205V111H203L204 109L203 108H200ZM215 109L216 108H214V110H212V111H215ZM100 110H101V108H100ZM64 111V112H63ZM212 111H210V112H212ZM217 112V111H216ZM215 112V113H216ZM64 113V114H63ZM79 113V114H80ZM163 113H164V115H163ZM167 113V114H166ZM214 113V114H215ZM211 114V113H210ZM199 117H201V116H198V117H196V118H198V119H202L203 118V115H202V118H199ZM212 117V116H211ZM216 117V116H215ZM214 117V118H215ZM219 117V116H218ZM194 118H195V116H194ZM63 119V118H62ZM65 119V118H64ZM159 119V120H158ZM175 119V118H174ZM53 122V123H54ZM43 124V126H45V127H43L42 126V128L43 129H40L39 128V134H41V133H43V132H45L44 130L47 128V124L48 123H41L40 125H42ZM27 131L29 132V133H27L25 136H24V139H26V141L24 142L25 143V145L24 146H22V148H21V146H20V148H21V150H20V153L19 154H17V152H16V155L15 156H18V157H16V158H14V159H17V158H20L21 157V155H22V153H24L23 151H24V149H25V147H26V145L28 146V144L29 143H32V142H34L35 140H36V138H37V134H38V131L37 130H33V127L31 128V129H27ZM37 131V132H36ZM32 132V133H31ZM149 133V134H148ZM148 134V135H147ZM27 136H28V138H27ZM23 139V140H24ZM142 140V141H143ZM27 142H29V143H27ZM22 144H23V142H22ZM129 147L128 148H125V149H131V148H133V147H137L138 146V143L137 142H135L134 144L132 143V145H128ZM131 146V147H130ZM67 147V145L65 144V146H63L61 149H62V151H64V149ZM264 147V146H263ZM137 149V148H136ZM135 149V150H136ZM255 149H257V148H255ZM262 149H264V148H260V150H262ZM137 150H139V148L137 149ZM61 151V152H62ZM258 151V150H257ZM253 161V160H252ZM49 162H50V164H52L53 163V160L52 159H50L49 160ZM254 163H256L257 161L255 160V161H253ZM254 163H252V164H254ZM256 165V164H255ZM150 166V165H149ZM149 166H147V167H149ZM209 166V165H208ZM151 167H158V165H151ZM195 167H200V165L199 166H197V165H195ZM201 167H205L204 165H201ZM210 167V166H209ZM46 171V167H44L41 171H40V177H43L44 175H45V172ZM42 172V173H41ZM132 173V174H131ZM131 173H123L122 175H119V177H125L127 180H129V179H131V181L133 180V181H135V182H143L146 178H144V175L142 176V174L141 173H137V172H131ZM138 175H137V174ZM64 174V173H63ZM135 174H136V176H135ZM13 174H12V172H11V174H10V176H12ZM58 175H61V178L62 179H58V180H56L55 181V183H56V186H54V188L53 187H47V190L45 191L44 189H46L45 187L44 188H42V190H40V194H45V198H44V203L41 205V207H40V209H39V211L40 210H42V211H49V212H53L54 210L55 211H58V210H60V208L59 207H61V205H60V202L62 201V200H66V199H75L76 198V195H77V192H76V190H72V188L70 189L69 187H61V186H57V184H59V183H61V182H63V178H65V179H67V181L65 180L64 181V183L65 184H75L77 181V178L79 177V182H80V179L82 178L81 177V174H77L76 175V177L74 176V178L73 179H71V180H69L68 179V175H67V177H66V175H65V177H62V173L60 174V173H58ZM75 175V174H74ZM140 175V176H139ZM64 176V175H63ZM92 176H94V175H92ZM133 176H135V180H134V177ZM118 177V176H117ZM143 177V178H142ZM72 178V177H71ZM96 178H97V176H95V179L93 178V182L96 180ZM138 178H141V180H136V179H138ZM116 179H118V178H116ZM143 179V180H142ZM32 180V178L29 180H27L28 182L29 181H31ZM48 180V179H47ZM75 180V181H74ZM58 181V182H57ZM74 182V183H73ZM79 182H77V184H80ZM137 182V183H138ZM55 187H56V189H55ZM58 187V188H57ZM23 187H21L20 188V190L22 189ZM51 188V189H50ZM56 190V191H55ZM43 191V192H42ZM42 192V193H41ZM67 192V193H66ZM18 193H19V191H18ZM51 193H52V195H51ZM73 196H72V195ZM71 195V196H70ZM75 196V197H74ZM96 197V196H95ZM50 198V199H49ZM62 198V199H61ZM98 198V197H97ZM53 201H54V203H53ZM58 204V205H57ZM34 207H32V205L31 206H29L28 207V209H31V210H33V211H36L38 208H36V206L35 205H33ZM53 207V208H52ZM58 208V209H57ZM44 209V210H43ZM51 209V210H50ZM118 211H120V212H118ZM117 211V215H118V217H117V215H116V212H115V216H116V218L118 219V218H120L122 215H123V211L122 210H118ZM26 212V211H25ZM25 212H22L21 214H19V216H23L24 214H25ZM59 212V211H58ZM7 213V209L6 208H4V210L0 213V216H3V215H5ZM120 213V214H119ZM122 214V215H121ZM6 216V215H5ZM49 246V245H48ZM106 259V258H105ZM105 259H103V261H105Z\"/></svg>",
	"mask_w": 264,
	"mask_h": 264
}]
</instances>
